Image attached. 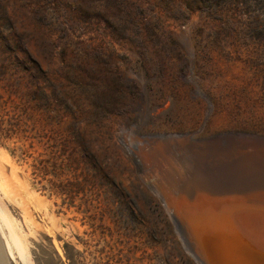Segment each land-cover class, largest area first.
I'll list each match as a JSON object with an SVG mask.
<instances>
[{
  "label": "rangeland",
  "instance_id": "1",
  "mask_svg": "<svg viewBox=\"0 0 264 264\" xmlns=\"http://www.w3.org/2000/svg\"><path fill=\"white\" fill-rule=\"evenodd\" d=\"M262 170L264 0H0L12 264H197L164 187Z\"/></svg>",
  "mask_w": 264,
  "mask_h": 264
},
{
  "label": "bare ground",
  "instance_id": "2",
  "mask_svg": "<svg viewBox=\"0 0 264 264\" xmlns=\"http://www.w3.org/2000/svg\"><path fill=\"white\" fill-rule=\"evenodd\" d=\"M193 180L196 186L185 193L164 187L163 202L196 263L264 264V182L238 187Z\"/></svg>",
  "mask_w": 264,
  "mask_h": 264
},
{
  "label": "water",
  "instance_id": "3",
  "mask_svg": "<svg viewBox=\"0 0 264 264\" xmlns=\"http://www.w3.org/2000/svg\"><path fill=\"white\" fill-rule=\"evenodd\" d=\"M4 241V237H2V233L0 231V257L3 258L4 264H12V258L10 257Z\"/></svg>",
  "mask_w": 264,
  "mask_h": 264
}]
</instances>
